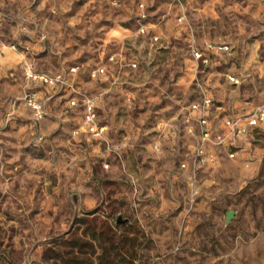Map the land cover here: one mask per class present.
<instances>
[{
	"label": "clouds",
	"instance_id": "clouds-1",
	"mask_svg": "<svg viewBox=\"0 0 264 264\" xmlns=\"http://www.w3.org/2000/svg\"><path fill=\"white\" fill-rule=\"evenodd\" d=\"M32 3L27 24L0 12V129L29 122L0 137V213L19 217L5 224L0 214V227L18 230L19 264H39L56 225L70 235L116 184L136 238L155 246L125 264L177 254L189 264H264V220L238 224L231 204L219 224L209 215L218 200L243 193L251 170L264 174V0ZM78 25L99 43L80 63L84 49L66 56L71 45L62 44ZM33 145L51 154L33 155Z\"/></svg>",
	"mask_w": 264,
	"mask_h": 264
},
{
	"label": "rangeland",
	"instance_id": "rangeland-1",
	"mask_svg": "<svg viewBox=\"0 0 264 264\" xmlns=\"http://www.w3.org/2000/svg\"><path fill=\"white\" fill-rule=\"evenodd\" d=\"M7 7L5 9H0V12L3 13V16L7 22H10L12 24H27V21L25 19V16L23 14L24 9H27L28 12L35 11V4L32 3V0H4ZM39 0H36V3H38ZM84 0H77V3L73 5L74 10L77 9V4H82ZM161 0H157V4H159ZM216 14L219 15L220 11L222 9L219 5H217L216 8ZM19 13V15H18ZM102 24L109 23L108 21H101ZM81 26H77V30L74 31L72 29H68L64 33V38L62 41V44H70L71 47L64 53V55H70L72 52L77 51L78 49H84V55L80 58V62H86L88 59H92V53L88 51V49H95L99 46L98 41L95 40L92 33H87L85 36L81 37L77 34V31L79 30ZM210 28H218V24L216 22H213L209 24ZM99 35V34H97ZM44 45L47 48H51L52 45L45 41ZM112 47V46H110ZM163 55L160 57L161 63L164 62L168 58V51L165 49L160 50ZM170 51V50H169ZM43 55V54H42ZM51 59V56H50ZM53 63H55V60H52ZM44 65L48 64V61H42ZM75 66V65H73ZM28 121L23 120H17L16 118L13 119L11 123L6 125L5 128L0 129V137H2V134L5 132L14 133L18 127L21 126V124H27ZM65 127V126H62ZM68 129L71 128V125L66 126ZM59 140L58 142H62L69 138L68 131H64L58 134ZM258 142L261 143L262 146H264V136L258 135L257 137ZM54 147V145L52 146ZM47 151L49 154H51V148L46 145H40L32 146V154L35 155L37 152L41 153V155L44 154V152ZM27 154V150H26ZM149 165H145V170H147ZM256 168H259V165L256 166ZM94 172L99 173L100 172V163L97 162L94 165L93 168ZM250 176L252 177L249 182L248 186L244 189L243 193L239 195H234L229 197L228 199H220L217 201L216 204L211 206V212H209V215L212 216L216 223H220L221 219L225 216H227V211L229 210V204H231L232 209L235 213L238 214V218L232 217V219H235V222L238 224H243L244 221L248 222V225L250 226L253 222L254 217H257L259 219L264 220V174H261L260 172H257L255 168L250 171ZM98 181L101 183H106V185H110L113 182L112 181H105V177L103 174L98 176ZM233 191L236 189V185L231 186ZM103 191H106L108 193V197L106 199L105 203H102L99 205V207L95 208L96 212L95 214L98 216V220H107L109 221L113 226L114 225H120L115 226L117 230V235L119 238H122L121 242L124 240V238H128L125 243L126 245H132L133 240L129 239L131 236L136 234L138 232L139 236L142 235V233L139 232L138 228L133 224H129L128 221L132 220L131 215H129V210L124 206V197L120 195L122 188L119 184H116L114 187H108L106 186ZM51 191V189H49ZM3 197H0V204L3 203ZM39 207V205H37ZM6 219L3 221V223H7L10 220L17 219L19 220L18 216H15L10 211L8 212H2L0 213ZM121 215L123 218H128L125 222L117 223L118 216ZM71 216L72 212L71 210H68V216L65 218L64 224L70 225L71 222ZM21 226H24V222L20 221ZM79 224L78 220L74 226L70 227V233L75 230L76 226ZM162 227V225H155L153 227V231H156L158 228ZM9 232L11 235H9ZM18 230L16 228H9L8 231H5L3 227H0V264H19V257L20 253L15 252L12 249L11 240L12 237L17 235ZM61 233H64V227L61 225H56L54 233L50 234L51 239L44 244V247L42 249V253H44V249H46L48 246H51L55 241L57 242L62 237H68L69 235L67 233H64L63 235ZM129 236V237H128ZM5 240L8 241V246L5 247ZM151 245V240L148 237H145L144 240L137 239L135 242V246H137L138 254L144 253V255H148V252L145 251L146 248H148ZM152 247H155L154 245H151ZM184 249H181V252H183ZM157 255H160L159 252H157ZM37 258L39 259V264H46L47 261L42 258H40V254H37ZM161 264H189L188 261L184 260L183 257H181L179 254L177 255H169V256H161ZM26 264H36L35 260H28L26 261ZM125 264V263H121Z\"/></svg>",
	"mask_w": 264,
	"mask_h": 264
},
{
	"label": "trees",
	"instance_id": "trees-1",
	"mask_svg": "<svg viewBox=\"0 0 264 264\" xmlns=\"http://www.w3.org/2000/svg\"><path fill=\"white\" fill-rule=\"evenodd\" d=\"M98 219L96 214L79 219L68 237H62L44 249L46 264H121L125 263V256L136 258L138 232L129 238L133 244L126 245L128 238L121 242L115 227L122 224L113 226L107 220ZM127 264H131V260Z\"/></svg>",
	"mask_w": 264,
	"mask_h": 264
},
{
	"label": "water",
	"instance_id": "water-1",
	"mask_svg": "<svg viewBox=\"0 0 264 264\" xmlns=\"http://www.w3.org/2000/svg\"><path fill=\"white\" fill-rule=\"evenodd\" d=\"M229 211V210H228ZM228 211H227V214H228ZM234 211V210H233ZM128 218H123L121 215L118 216L117 218V223H120V222H125L127 221Z\"/></svg>",
	"mask_w": 264,
	"mask_h": 264
}]
</instances>
